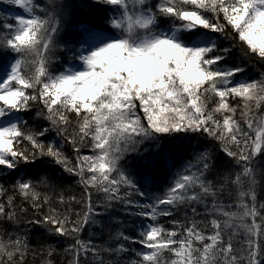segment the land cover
<instances>
[{
	"label": "snow or ice",
	"instance_id": "obj_1",
	"mask_svg": "<svg viewBox=\"0 0 264 264\" xmlns=\"http://www.w3.org/2000/svg\"><path fill=\"white\" fill-rule=\"evenodd\" d=\"M0 4L8 6L0 15V178L13 181L0 183V264H28L29 255L55 264L56 243L68 238L74 240L63 250L74 257L69 264L89 253L96 264H121L129 252L136 258L127 264H264L258 200L264 170L256 167L264 156V72L249 80L241 63H226L234 47L246 60L264 63V0ZM93 9L106 14L108 28L88 18ZM69 22L71 33L61 36ZM220 38L232 46L221 48ZM53 133L58 140L48 141ZM164 136H204L215 144L194 151V162L176 170L163 196L146 194L134 176L145 173L150 183L166 162ZM64 144L72 146L74 161ZM217 146L232 167L213 181ZM44 158L78 178L79 200L66 198L56 177L27 176L24 166ZM92 189L104 194L102 201L93 203ZM131 190L149 202L131 200ZM54 198L67 207H54ZM73 202L82 205L75 219ZM115 203L139 209L127 214L149 222L137 226V236L122 229L110 234L114 246L82 240L86 228L103 227L97 217ZM198 205L211 217L203 228L195 219ZM182 209L192 217L185 211L183 220L170 221L172 228L158 222ZM32 227L46 234L36 246L28 237Z\"/></svg>",
	"mask_w": 264,
	"mask_h": 264
},
{
	"label": "trees",
	"instance_id": "obj_2",
	"mask_svg": "<svg viewBox=\"0 0 264 264\" xmlns=\"http://www.w3.org/2000/svg\"><path fill=\"white\" fill-rule=\"evenodd\" d=\"M67 2L76 3L77 0H67ZM3 12L4 11L0 9V15H2ZM89 18L92 21L97 22V25H99L102 29L109 27L105 24L106 14L104 12L93 9L91 11ZM70 33H71V29L69 28V25L66 24L64 32L61 33V36H65ZM232 44H233L232 40H226L223 38H220L219 40V45L221 48L231 47ZM0 56H2V54H0ZM226 63L229 65H235L237 63H241V66L245 67L247 70L245 75L249 80H254V79L258 80L260 78V73L264 72V63L257 61L255 58H253L252 60H246L243 57L239 47L233 48L231 56L226 61ZM55 67H57V70H60L62 66L59 65V63H57ZM237 79H240V77L238 76ZM34 113H35V108H33L32 113L27 114L26 118L34 115ZM139 114L143 116L142 112ZM54 139L58 140V138L55 137L54 133L49 135L48 141ZM161 143L163 144L164 148L167 150V160L160 167L152 171V173L150 174V183H145L144 180L145 173L142 172L137 173L134 176V179L137 181L140 191L145 192L146 194L163 196L166 189L170 186L176 170L181 169L189 161L194 162L193 152L200 151L206 147L210 148L215 144L214 141H210L204 136H193L184 139L183 141H181L178 138L164 136L161 138ZM62 147L65 154L74 161L75 153L73 152L72 146L70 144H64ZM81 154H85V155L90 154V150L88 148H82ZM215 156H216L215 171H213L209 175V179L213 181L217 180L218 173L226 171L228 168L232 167L231 162L227 157L224 156L222 152L219 151L218 146L216 147ZM129 159H131V157H129ZM256 167L258 169L264 170V156H260L257 158ZM24 170L27 176H31L34 178L44 174L56 177L57 183L61 186V189H63V194L65 195L66 198L69 196H75L77 200H79L83 194V187L76 183V179L78 178L68 176L67 173L62 172L59 166L47 162L46 158H44L43 161H38L35 165L24 166ZM12 182L13 181L11 177L0 178V183H3L6 187L10 185ZM59 191L60 189H58V192ZM125 191H130V190L122 189V192ZM131 191H132V195L130 197L131 200L139 201L142 204L144 203V200L145 201L148 200L146 197H141L134 190ZM91 193H92L91 198L94 204H96L98 201H102L104 198V194L101 192H97L95 189H92ZM49 194L51 195V193ZM223 198L225 199L226 202H228L229 198L227 196V193L224 194ZM258 200L264 202V181H262L261 187L258 189ZM16 202L17 204L20 203L19 198H17ZM53 206L60 210H64V208L67 207V205L65 206L59 205L58 202L55 200V198L53 199ZM24 207L28 209L27 215L32 216L34 210L31 208V206L25 203ZM71 208H72L71 217L72 219H75V212L81 211L82 205L73 202L71 204ZM47 210L48 209L46 206L43 209V211L46 212ZM138 210L139 209L136 208H130L125 210L123 204L115 203L112 209L108 213H106L102 218L97 217L98 220H102L103 227L95 226L94 228L91 229L86 228L80 234V238L85 241L91 240L93 244H95L96 246H105V245L114 246L113 242L109 240V236L110 234H114L118 230L122 229L127 235L137 236L138 234L137 226L140 225L141 223L149 222L139 216L127 214L128 212H135ZM185 211L187 212L189 218H191L192 217L191 210L182 209L180 213L174 214L173 216L159 217L158 222L162 224L165 228H172L173 225L170 223V221L173 219L183 220ZM197 212L199 214L196 215L195 219L197 222H200V227L203 228L205 223H207V221L210 220L211 217L206 216L203 205L197 206ZM4 227H6L7 230L9 231L12 230L10 225H4ZM21 228L23 229L24 226L22 225ZM45 236L46 234L44 233V230L40 227H32L31 230L28 232L29 241L33 246H36L38 241H43L45 239ZM73 243L74 240L71 238L60 239L58 243H56L58 252L55 256V264H69V261L72 260L74 257L71 254L65 253L63 250L69 244H73ZM130 247L135 248L137 250L141 249V245L139 244H132L130 245ZM165 255L168 254L165 253ZM102 256L105 261L111 259V257H109L106 253H102ZM134 258H136L134 252L125 253L121 258V264H127L129 260ZM125 259H127V262L125 261ZM80 260H81V264H96V261L93 260L91 253L88 254L87 260H85L83 255H81ZM27 262L28 264H40V257L37 256L34 261L33 256L29 255L27 257Z\"/></svg>",
	"mask_w": 264,
	"mask_h": 264
},
{
	"label": "rangeland",
	"instance_id": "obj_3",
	"mask_svg": "<svg viewBox=\"0 0 264 264\" xmlns=\"http://www.w3.org/2000/svg\"><path fill=\"white\" fill-rule=\"evenodd\" d=\"M7 8H8V7H5V11L7 10ZM109 31H111V30H109ZM148 202H149V200H146V201L144 200V203H148ZM114 231H115V230H114ZM94 245H95V244H94ZM125 261L127 262V259H125Z\"/></svg>",
	"mask_w": 264,
	"mask_h": 264
}]
</instances>
